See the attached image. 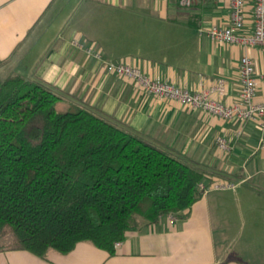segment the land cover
Wrapping results in <instances>:
<instances>
[{
	"label": "crops",
	"instance_id": "obj_1",
	"mask_svg": "<svg viewBox=\"0 0 264 264\" xmlns=\"http://www.w3.org/2000/svg\"><path fill=\"white\" fill-rule=\"evenodd\" d=\"M229 0H0V78L19 74L105 114L148 141L202 169L210 189L185 219L165 214L127 233L109 255L89 242L66 254L39 257L0 251V264H264L247 238L264 237V134L250 120L223 119L177 100L144 93L128 78L107 73L74 46L137 65L161 81L191 91L222 81L210 96L231 104L240 88L239 60L248 55L256 101L264 100V45L214 43L204 29L229 23ZM253 0H245L244 32L253 27ZM230 148L220 149L215 137ZM256 244V242H255Z\"/></svg>",
	"mask_w": 264,
	"mask_h": 264
},
{
	"label": "trees",
	"instance_id": "obj_2",
	"mask_svg": "<svg viewBox=\"0 0 264 264\" xmlns=\"http://www.w3.org/2000/svg\"><path fill=\"white\" fill-rule=\"evenodd\" d=\"M19 74L0 78V239L44 257L89 242L114 255L130 231L185 219L205 173ZM4 248V247H3ZM8 249V250H9ZM0 245V251H2Z\"/></svg>",
	"mask_w": 264,
	"mask_h": 264
},
{
	"label": "built area",
	"instance_id": "obj_3",
	"mask_svg": "<svg viewBox=\"0 0 264 264\" xmlns=\"http://www.w3.org/2000/svg\"><path fill=\"white\" fill-rule=\"evenodd\" d=\"M182 5H189L190 0H180ZM229 23L219 25L212 23L204 29L206 36L214 43L237 44L242 47L264 45V0H253V27L250 33L244 32L245 0H229ZM72 44L84 49L87 54L98 60L102 68L110 74L133 80L137 86L148 95L160 98L174 99L195 109H201L209 114L223 119L250 120L257 123L264 134V100L256 101V77L253 62L248 55L239 60L240 88L237 99L227 104L210 96L211 91H221L222 81L208 90L191 91L185 87L174 85L145 73L137 65L119 60L105 59L101 51L94 46H84L79 39H73ZM216 145L222 150H229L228 141L222 136L215 137ZM236 184L214 181L209 186L201 183L203 193L210 189H231Z\"/></svg>",
	"mask_w": 264,
	"mask_h": 264
},
{
	"label": "rangeland",
	"instance_id": "obj_4",
	"mask_svg": "<svg viewBox=\"0 0 264 264\" xmlns=\"http://www.w3.org/2000/svg\"><path fill=\"white\" fill-rule=\"evenodd\" d=\"M0 75H1V77H3L2 76L3 74H0ZM60 94H61V99L56 103V109L57 110L65 111L71 106V104H77V105H80V106L88 108L87 106L82 105V103H78V102H76V100H73V98L70 97L69 95H67L66 93H60ZM88 109H91V108H88ZM92 111H94L95 113H99L100 115H102L103 117H105V118H107L109 120H112L111 118H109L105 114H101L100 112L95 111V110H92ZM112 121L115 122V123H118V122H116L114 120H112ZM262 239H263V242H261L259 240V238H251V237L247 238L248 241L252 240L254 242L252 244H249L250 247L254 248V249H260V248L263 247V246H260V244H264V237ZM9 240H10L9 237H2L0 239V245H1L3 250H8L9 249V248H7L8 244H9ZM255 242H256V244H255Z\"/></svg>",
	"mask_w": 264,
	"mask_h": 264
}]
</instances>
